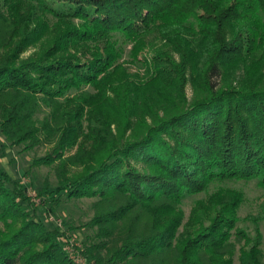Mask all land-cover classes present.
<instances>
[{"label": "trees", "instance_id": "16d2710c", "mask_svg": "<svg viewBox=\"0 0 264 264\" xmlns=\"http://www.w3.org/2000/svg\"><path fill=\"white\" fill-rule=\"evenodd\" d=\"M0 135L92 200L86 264H264L226 186L264 190V0H0ZM26 193L0 169V264H75Z\"/></svg>", "mask_w": 264, "mask_h": 264}, {"label": "rangeland", "instance_id": "374dc122", "mask_svg": "<svg viewBox=\"0 0 264 264\" xmlns=\"http://www.w3.org/2000/svg\"><path fill=\"white\" fill-rule=\"evenodd\" d=\"M33 50L25 54L29 56ZM187 96L191 98V91L187 89ZM47 113V109H42L39 113L41 118ZM48 152V148L39 147L31 152L23 150V146H8L4 137L0 135V169L9 173L12 177L20 178L22 184L26 188L27 197L33 204L32 208L36 210L37 216L49 227L57 228L62 232H66L70 236V243L67 248L69 258L75 264H86L80 250L82 244H89L94 235L92 229L83 228L87 222L92 219L93 211L91 208L92 200H68L65 196L57 197L58 204L39 196V193L47 186L50 190L57 187V177L53 168L44 165H34L33 161L44 157ZM226 186L241 190L245 197L246 203L241 207L239 217L244 220L249 216H257L260 206L264 203V190L257 188L253 183H227ZM198 196L185 201L183 210L188 215L192 203ZM53 208L54 213L49 212V208ZM241 226L248 227L250 235L255 238V225L245 221ZM77 229V230H73ZM259 232L261 234L259 242L264 251V223H260ZM234 264H238L235 258Z\"/></svg>", "mask_w": 264, "mask_h": 264}]
</instances>
